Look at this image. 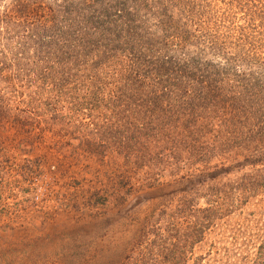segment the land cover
<instances>
[{"label":"trees","instance_id":"1","mask_svg":"<svg viewBox=\"0 0 264 264\" xmlns=\"http://www.w3.org/2000/svg\"><path fill=\"white\" fill-rule=\"evenodd\" d=\"M42 148L128 159L74 204L144 198L129 264H264V0H0V188Z\"/></svg>","mask_w":264,"mask_h":264},{"label":"rangeland","instance_id":"2","mask_svg":"<svg viewBox=\"0 0 264 264\" xmlns=\"http://www.w3.org/2000/svg\"><path fill=\"white\" fill-rule=\"evenodd\" d=\"M73 145L82 147L80 140H74ZM44 152V148L31 155L6 151L8 176L4 184L22 181L35 170L38 179L28 194L0 188V264H129L133 239L149 211L144 198L132 201L120 194V201L113 197L105 204H74L83 201L82 190L96 185L93 170L98 163L103 164L102 174L116 178L127 175L128 159H35ZM164 176L160 185L145 194V198L154 197L156 207L170 191H176L168 186L173 181L170 173ZM255 207L251 201L231 217L238 220L239 214L257 212ZM253 220L264 221V217Z\"/></svg>","mask_w":264,"mask_h":264}]
</instances>
